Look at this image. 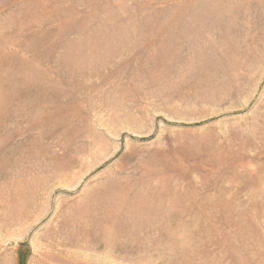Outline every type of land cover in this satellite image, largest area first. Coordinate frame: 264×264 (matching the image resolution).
<instances>
[{"label":"rangeland","instance_id":"1","mask_svg":"<svg viewBox=\"0 0 264 264\" xmlns=\"http://www.w3.org/2000/svg\"><path fill=\"white\" fill-rule=\"evenodd\" d=\"M0 264H264V0H0Z\"/></svg>","mask_w":264,"mask_h":264}]
</instances>
